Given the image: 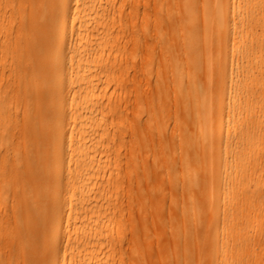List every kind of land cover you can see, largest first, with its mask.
Masks as SVG:
<instances>
[{
  "label": "bare ground",
  "instance_id": "6f19581e",
  "mask_svg": "<svg viewBox=\"0 0 264 264\" xmlns=\"http://www.w3.org/2000/svg\"><path fill=\"white\" fill-rule=\"evenodd\" d=\"M165 180L161 257L122 264H264V0H0L6 260L108 264Z\"/></svg>",
  "mask_w": 264,
  "mask_h": 264
},
{
  "label": "rangeland",
  "instance_id": "374dc122",
  "mask_svg": "<svg viewBox=\"0 0 264 264\" xmlns=\"http://www.w3.org/2000/svg\"><path fill=\"white\" fill-rule=\"evenodd\" d=\"M166 123L170 126H172V117L168 116L166 117ZM171 128V127H170ZM170 130V129H169ZM128 144V138L127 142ZM126 148L121 150V153L123 156L128 157L129 152ZM134 156H136L138 159H141L142 162L145 161H151L152 157L150 153L145 152L144 150L142 151H136L133 153ZM124 189L123 191L125 192V189L127 187H131L132 190L136 189V184H128L127 179L124 180ZM164 190H162V196H158V200L155 201L154 205L158 203V213L161 219V224H155L154 220L151 218L150 213L147 212L146 216V221L148 224L147 227V234H143L142 232V227L141 224L139 223V211L138 210V205L134 200H127L124 205V211L121 213V215H117V218L122 219V227L120 231H117V229H113L112 235L116 238L121 235V237H124V241L122 243V246L120 249H117L115 253H111L110 258L108 260V264H122L120 262L121 256H125L127 253L131 251V246L127 244V240L130 239L133 233H136L138 236V239L140 241V249L142 254L146 257V259L150 260L151 262H156L159 260L161 257V252H162V247L159 245V240H166V238L170 237L169 236V229L167 227L168 225V215L173 216V209L170 210V203L169 200L171 199V195L169 191L167 190V181H164ZM144 187H146L144 185ZM162 198V199H161ZM161 199V201H160ZM13 195L10 194L9 197L6 200L5 204L0 203V211L1 214H8L6 218L2 219L0 221V264H13V262H10V259L6 257L10 253L11 249V237L13 236L12 233V228L13 222H12V215H11V209H12V204H13ZM160 201V202H159ZM152 202V201H151ZM123 215V217H121ZM49 238L50 236L47 235ZM35 246L36 248V253L39 258H42V256L47 255L50 251V247L44 248L43 247V242H36ZM33 249V246L31 248H27V251H30ZM35 251V250H34Z\"/></svg>",
  "mask_w": 264,
  "mask_h": 264
}]
</instances>
